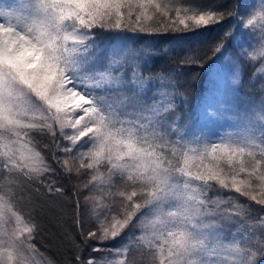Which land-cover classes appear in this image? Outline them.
<instances>
[{
	"label": "snow or ice",
	"instance_id": "obj_1",
	"mask_svg": "<svg viewBox=\"0 0 264 264\" xmlns=\"http://www.w3.org/2000/svg\"><path fill=\"white\" fill-rule=\"evenodd\" d=\"M254 3L0 0V264H52L39 258L37 217L42 200L68 215L73 174L67 264H264V82L258 106L235 103L244 65L259 59L264 72V0ZM237 17L243 29L213 47L225 75L191 109L175 71H152L167 53L146 37Z\"/></svg>",
	"mask_w": 264,
	"mask_h": 264
},
{
	"label": "trees",
	"instance_id": "obj_2",
	"mask_svg": "<svg viewBox=\"0 0 264 264\" xmlns=\"http://www.w3.org/2000/svg\"><path fill=\"white\" fill-rule=\"evenodd\" d=\"M8 2V0H4ZM203 3H211L217 6L221 11H239L241 0H202ZM237 20H226L219 25H210L208 27H202L199 29H193L188 32H177L167 33L163 35L146 37V39L153 42H158V47L166 52L167 55H162L157 59L153 65V72H176L179 78L181 89L187 93L188 103L191 109H196L200 105V100L203 92L206 89L205 81L207 79V72L212 66V62L216 59L213 55V47L224 36L226 30L234 28ZM96 31H102L97 29ZM127 34L133 35L131 32L128 33H103L104 36H115V35ZM119 43V42H116ZM139 46V45H138ZM231 40L226 43V49L229 52L235 53ZM185 54H190L197 62L190 65L180 66V60ZM258 66V62H252L245 64L242 68L241 84L237 86L238 93L250 100H256L260 94V84L264 81L259 76L255 75V70ZM146 74V73H145ZM255 76V79L253 77ZM159 82H156L155 87H159ZM151 95V93H149ZM156 99H160L159 96ZM181 110L185 114H191L188 110L184 109L181 104ZM39 150L48 158L51 159V146L49 138L46 136H39L37 134ZM64 143V141H61ZM46 145H49L46 147ZM63 156V154L58 153ZM78 177L73 174L71 180L67 178L62 179V183L66 187L68 196L71 197V206L68 208V215H63L60 209L57 207H50L49 202L41 201L44 206L43 214H38V219L41 224V230L36 236L35 244L38 249V253L42 254L39 256L40 259L45 261H51L52 264H67L70 258L68 247L66 242L62 239V233L65 230H71L75 232L76 225L73 222L75 213L73 211L75 207V200L77 197L72 195L73 186L77 183ZM237 195L235 193H227L224 195ZM84 193H81L79 200L81 204V210L84 212L83 219L85 220V229L93 227L92 219L89 218L87 206L83 200ZM245 203H251L246 201L243 197L239 198ZM60 203L67 205L68 200H62ZM253 207L258 208V205L252 204ZM59 217V220L57 219ZM98 243V242H93ZM104 243V242H103ZM103 245V244H102ZM90 251V250H89ZM93 255L98 256L97 253ZM137 255V260L139 261Z\"/></svg>",
	"mask_w": 264,
	"mask_h": 264
},
{
	"label": "rangeland",
	"instance_id": "obj_3",
	"mask_svg": "<svg viewBox=\"0 0 264 264\" xmlns=\"http://www.w3.org/2000/svg\"><path fill=\"white\" fill-rule=\"evenodd\" d=\"M247 5H248V0H241L240 6L238 8L239 9L238 13L243 12L244 9H245V7H247ZM259 7H260V0H255L254 8L252 10H256ZM239 19H240V17H237V19H236L237 20L236 25L238 24ZM242 29H243V25L242 24H239V26H237V27L234 28V32L238 34ZM248 31H251V30H248ZM257 38H258V33H257ZM231 42H232V45L233 46L236 43L235 40H231ZM254 47H255V43L253 44V48ZM233 49H234V51H236L235 48H233ZM248 50L251 51L252 49H248ZM254 62H258V66H257V68L255 70V72H256L255 75L256 76H259L261 78V80L264 81V72H258L257 71V69L261 65V61L258 59L257 61H254ZM213 74H216L217 76H219L221 78H223L224 75H225V69H224V66H223V62L221 60H219V59H215L212 62V66L209 69V71L207 72V79L205 81L206 89H205V91L202 94V97H201V100H200V104L202 103L203 99L209 95V90H210V87H211V85H210V79L212 78ZM260 94H261V92H260ZM260 101H261V95L258 98H256V100H250L247 97L245 98L243 96V94H239L238 93L237 99L235 100V103L241 109H243V108H245V106H251V105L258 106L259 103H260ZM230 124H231V121H227V120L223 121L222 122L223 127H222L221 130L222 131L228 130ZM64 143H66V142H64ZM60 154H63V153H60ZM92 222H94L93 223V227H94L95 226V220L92 219ZM102 246H107V247L117 246L118 247L119 245H117L116 244V241H114V240H108V241H104V243H103ZM103 255H108V253H106V252H98V256H103Z\"/></svg>",
	"mask_w": 264,
	"mask_h": 264
}]
</instances>
